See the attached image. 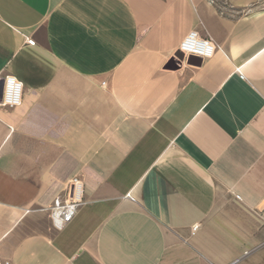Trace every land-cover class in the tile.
<instances>
[{
    "label": "crops",
    "instance_id": "obj_1",
    "mask_svg": "<svg viewBox=\"0 0 264 264\" xmlns=\"http://www.w3.org/2000/svg\"><path fill=\"white\" fill-rule=\"evenodd\" d=\"M5 76L0 264H264V0H0Z\"/></svg>",
    "mask_w": 264,
    "mask_h": 264
},
{
    "label": "built area",
    "instance_id": "obj_2",
    "mask_svg": "<svg viewBox=\"0 0 264 264\" xmlns=\"http://www.w3.org/2000/svg\"><path fill=\"white\" fill-rule=\"evenodd\" d=\"M25 42L29 46H34L32 39L25 38ZM179 51L186 57L209 58L212 55L213 47L208 40L197 38V34L191 32L181 42ZM241 78H243L239 69L236 70ZM2 95L0 106L3 108H15L20 106L22 100V83L12 76H5L3 79ZM84 184L81 176H74L62 195L54 198L52 205L47 210L54 227L62 230L70 224L75 218L79 208L83 205ZM127 198H131L129 194ZM197 226L192 228L195 233Z\"/></svg>",
    "mask_w": 264,
    "mask_h": 264
},
{
    "label": "water",
    "instance_id": "obj_3",
    "mask_svg": "<svg viewBox=\"0 0 264 264\" xmlns=\"http://www.w3.org/2000/svg\"><path fill=\"white\" fill-rule=\"evenodd\" d=\"M177 59H178V65H180V62L183 61V54L181 52H179L177 55H176ZM195 61H198L200 62V59L196 58V57H193V56H190L187 58V62L188 63H195ZM170 68L171 67H176V64H171V66H169ZM2 88H3V81L0 82V99H1V95H2Z\"/></svg>",
    "mask_w": 264,
    "mask_h": 264
},
{
    "label": "rangeland",
    "instance_id": "obj_4",
    "mask_svg": "<svg viewBox=\"0 0 264 264\" xmlns=\"http://www.w3.org/2000/svg\"><path fill=\"white\" fill-rule=\"evenodd\" d=\"M82 178V177H81ZM83 180V179H82Z\"/></svg>",
    "mask_w": 264,
    "mask_h": 264
}]
</instances>
